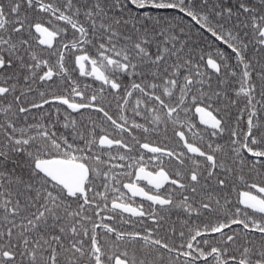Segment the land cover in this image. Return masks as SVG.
<instances>
[{
    "label": "snow or ice",
    "instance_id": "obj_1",
    "mask_svg": "<svg viewBox=\"0 0 264 264\" xmlns=\"http://www.w3.org/2000/svg\"><path fill=\"white\" fill-rule=\"evenodd\" d=\"M0 264H264V0H0Z\"/></svg>",
    "mask_w": 264,
    "mask_h": 264
},
{
    "label": "trees",
    "instance_id": "obj_2",
    "mask_svg": "<svg viewBox=\"0 0 264 264\" xmlns=\"http://www.w3.org/2000/svg\"><path fill=\"white\" fill-rule=\"evenodd\" d=\"M196 28H198V26H195L194 28H193V31H195L196 30ZM221 48H224L225 46L224 45H219Z\"/></svg>",
    "mask_w": 264,
    "mask_h": 264
},
{
    "label": "flooded vegetation",
    "instance_id": "obj_3",
    "mask_svg": "<svg viewBox=\"0 0 264 264\" xmlns=\"http://www.w3.org/2000/svg\"><path fill=\"white\" fill-rule=\"evenodd\" d=\"M137 199H139V198H137Z\"/></svg>",
    "mask_w": 264,
    "mask_h": 264
}]
</instances>
